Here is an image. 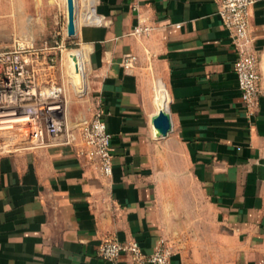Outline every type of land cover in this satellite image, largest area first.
I'll return each instance as SVG.
<instances>
[{
    "label": "crops",
    "instance_id": "1",
    "mask_svg": "<svg viewBox=\"0 0 264 264\" xmlns=\"http://www.w3.org/2000/svg\"><path fill=\"white\" fill-rule=\"evenodd\" d=\"M75 4L69 39L90 113L102 110L111 135L112 173L69 145L1 155L0 264H133L102 258L106 239H133L146 255L164 242L170 264H264V0L249 10L260 74L252 114L216 0ZM139 24L148 34L132 33ZM159 82L171 129L156 137Z\"/></svg>",
    "mask_w": 264,
    "mask_h": 264
},
{
    "label": "built area",
    "instance_id": "2",
    "mask_svg": "<svg viewBox=\"0 0 264 264\" xmlns=\"http://www.w3.org/2000/svg\"><path fill=\"white\" fill-rule=\"evenodd\" d=\"M216 3L217 13L237 54L233 70L240 99L248 114H252L260 94L257 58L249 47V10L254 0H216ZM150 30L151 27L139 24L132 33L140 36ZM60 47L56 44L49 49ZM46 48L17 41L11 48L0 51V156L79 141V154L94 161L102 175L109 177L112 173L111 135L102 110L96 107L90 118L81 117L74 124L68 121L65 88L55 74L47 73L55 70L54 57L38 56V52ZM135 61V55H125L123 69H131ZM3 120L7 122H1ZM10 146L21 147L12 151ZM98 254L107 260L126 254L133 264H170L172 249L162 242L146 255L133 239H106L99 245Z\"/></svg>",
    "mask_w": 264,
    "mask_h": 264
},
{
    "label": "rangeland",
    "instance_id": "3",
    "mask_svg": "<svg viewBox=\"0 0 264 264\" xmlns=\"http://www.w3.org/2000/svg\"><path fill=\"white\" fill-rule=\"evenodd\" d=\"M66 24L63 0H0V51L11 48L17 41L32 42L37 48L46 46V49L38 52V56L54 57L55 70L47 73L55 74L58 82L63 84L67 97L68 121L74 124L85 113L91 114L93 99L83 86L82 71L80 80H77L72 71L69 54L74 53L77 46L70 43ZM56 44L61 47L49 49ZM89 114L88 118L92 115ZM73 132L78 133L77 129H73ZM69 146L78 151L81 148L79 141ZM18 147L21 146H10L9 149L14 151ZM176 195L178 203H185L190 199L187 192H178Z\"/></svg>",
    "mask_w": 264,
    "mask_h": 264
},
{
    "label": "water",
    "instance_id": "4",
    "mask_svg": "<svg viewBox=\"0 0 264 264\" xmlns=\"http://www.w3.org/2000/svg\"><path fill=\"white\" fill-rule=\"evenodd\" d=\"M75 16H76V4L75 0H66V30L67 35L69 37L75 35L76 24H75ZM151 124L154 130V134L156 137L164 136L171 129V120L170 116L166 109H159L152 116Z\"/></svg>",
    "mask_w": 264,
    "mask_h": 264
},
{
    "label": "bare ground",
    "instance_id": "5",
    "mask_svg": "<svg viewBox=\"0 0 264 264\" xmlns=\"http://www.w3.org/2000/svg\"><path fill=\"white\" fill-rule=\"evenodd\" d=\"M63 1L66 2V0H63ZM69 55H70V63L72 66V71L75 74V77L77 78V80H80V78H81V67H80V61H79V54L76 53V51H75L74 53H70ZM79 89H81V88H79ZM165 101H166V96H165L164 88H163L162 83L159 82L158 83V90H157V94H156V99H155L156 107L158 109H161V108L165 109ZM1 122H7V121L3 120Z\"/></svg>",
    "mask_w": 264,
    "mask_h": 264
}]
</instances>
